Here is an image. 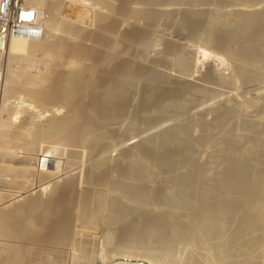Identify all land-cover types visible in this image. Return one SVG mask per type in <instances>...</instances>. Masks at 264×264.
Here are the masks:
<instances>
[{
	"label": "bare ground",
	"instance_id": "1",
	"mask_svg": "<svg viewBox=\"0 0 264 264\" xmlns=\"http://www.w3.org/2000/svg\"><path fill=\"white\" fill-rule=\"evenodd\" d=\"M24 1L32 5L31 8H34L36 11L38 22L40 24L41 21L43 22V36L40 40H32L24 34L11 35L4 47L5 49L0 53V60L2 56L6 55L8 61H17V59H19L17 56L22 55L23 59L27 61L30 59L32 62V60L35 61L36 59L31 58L38 54L41 60L46 62H44V65L47 66L46 70L44 71L43 69V72H40V74L27 75V73L31 71L25 73L26 75L23 77L24 81L20 80L22 77L18 75L19 73L15 75H18L20 78L14 76L13 72H11L13 75L9 72L7 77V73H4L6 78L4 90L9 94L13 93L11 95L14 96V94H16V92L18 94L20 92H18V90L22 88L23 92H21V94L24 93L23 97H25V99H22L21 95V103L25 100H29L27 102L31 101L33 104L34 101V103H37L36 105L40 104L41 106L51 105L52 107V105L58 104L55 110H51L52 114L59 109V106L60 108L62 106V109L66 107L67 111L61 114V116H57L60 112L57 115L51 114L52 117H47L46 121H41L43 118H41V120L39 118V120H34V117L31 116L32 113L29 112L31 114L24 117V121L21 120L23 119L21 117V124H15L17 122L14 123L17 119L16 114H20V101V105L18 104L19 108L17 109H14L15 106L13 107L11 102V108L14 109L12 112L8 106V108L4 106V103H6V100L3 99L5 92L2 93L4 95L2 98L4 102L2 106L0 105V108L2 107L0 111V171L5 173L11 172V175H13L12 172H14L19 176L21 174L23 178H25L23 179L24 181L18 178V180L23 182L22 184L20 181H18L20 182L18 183L19 185L13 183L17 185V189H13L14 187L10 189L13 184L8 185L9 181L4 178L6 181V186L4 187L8 185L9 189L6 190V188H4L6 192L0 193H3L0 197V236H11L27 240L37 239L35 241L44 240V242H51V244L55 243V245L59 242L58 244L63 245L67 237L71 236L67 228H71V225L74 223L73 221H75L73 218L82 221L79 222L80 226L82 224L83 226L84 224L88 225L85 227L93 225L95 227L97 226V229L98 226L100 227L103 225V228L115 229L118 228L117 223L125 219L127 213H130L131 208L135 207L130 205L133 201H131V203L128 202L130 198L137 199V203L138 200L150 201L149 203L156 200L159 207L161 205H159V203L161 202L162 204H173L174 209H167L166 212L163 210V212H158L159 210L157 209L154 210L155 212L145 211L143 213L139 211L140 214L143 213L140 218L136 220L132 219V221L126 222L123 227L121 226L119 230L125 228L124 234H122L124 236L123 238L119 236L118 239L125 238V245H127L128 248L140 247V249L142 248V251H145L149 256L156 257V260L159 257L162 259L164 252L160 256L159 253H156V251L153 252L154 250L151 251L149 248L150 245L147 239L148 236H153L158 244V248L159 246H163L164 248L168 242L171 244L170 241L176 242V240L184 242L185 245L187 244V247H190V251H187L188 254L185 252L187 254L185 264H208L209 259L206 257L208 256V246H211L209 248L213 249V256L220 264H264V262L260 261L261 258H259L260 250L258 249L259 253H257L258 250L256 252L259 246V240L261 243L263 240H261V238H264V5L263 7L262 5L259 7L256 5L261 0H122L120 3L121 5L119 6L117 3L118 5L115 7L114 3L116 0H114V3L113 0H93L95 3L92 5L91 2V6L86 5V2L80 3V0H69L67 6V3H65L66 1L64 2L62 0ZM87 1L90 2V0ZM177 4L186 6L183 11L180 10L181 13L178 12L181 16H178L179 18L177 17V20L176 18L174 19L175 24L180 28L181 34L182 31L184 33L185 30L187 31L186 34H188L187 36L189 39L190 37L197 40L199 39L207 48H217L216 50L219 49L223 51V54H227V58L229 55L230 58H233V61L235 60V72H233L235 73L236 79L243 80L247 86L251 85L255 86V88L257 87L259 92L256 93L254 95L255 98L250 101H247L248 98L245 100L246 102L243 101L244 103L242 102V104L236 103V105L239 104V106L237 105V109L232 107L235 104L228 107L227 105L229 103L231 104V102L228 103V100L225 99L228 104L226 103L227 105H223L227 107H220L218 110L217 107H215L217 110L216 118H214L213 115L211 120H213V118L214 120L212 122H207V120L203 121L202 125L205 127H203V131L205 130V132H203L201 136L199 135L198 138L192 139L188 136L185 137L187 135V133L184 135L185 131L190 132L189 126H191H188L187 120V124L186 122L182 124L181 122L183 121H181V124H179L180 126L177 124V127L169 125L170 127L165 128V126H163L164 128H162V126H159L161 129L157 128L159 130L155 133L152 131L153 134H147L146 131V137H140L143 141L140 140V144H133L131 143L132 141H130V137L136 134V131L134 133V127L132 126L137 125L139 120L142 121L141 124L145 126L148 125L151 129L152 126L150 124L157 119L158 115H164L166 112L169 113L170 107H184L185 102L188 101L187 99L189 97L191 99L194 94L201 99H206L207 97H212V101H216L217 99L216 92L208 91L206 88H202V85L201 87L196 86L193 82H189L188 79L185 81L181 79V81H179L180 78L177 80L178 77H172L177 80H172L174 81L172 82V78L170 79V77L168 78L164 73L162 74L157 71V69L154 68L156 64L153 63L155 66H151L150 68H146V65L145 67L144 65L140 66L143 68L136 67L137 70H139L137 74H140L147 80L144 84L146 85L144 91L145 95L143 99H141L142 102L139 104L140 107L138 106L139 109L135 111L131 106L133 113L131 110L128 112V95L131 90H134L132 87L136 80V69L133 68L136 65L134 62L137 63V60L134 61L132 55L142 54L145 48H148L154 43L156 44V41L159 43V38L155 30L161 22L169 21L176 15L178 11H176V9L179 8L176 6ZM202 5H206L205 9L202 8ZM255 6L258 8H254ZM116 7H118V10ZM175 7L178 8L175 9ZM63 8L70 17L65 16L66 18H61L60 15L58 18L57 14H60ZM113 10H116V13H113ZM46 12L48 13L47 15L45 14ZM174 13L175 15L173 16ZM109 15H113L111 18L113 19V25H115L114 31H112L113 29L107 28L108 26L105 27L107 23L104 26L101 25L107 20ZM108 19L110 20V17ZM173 21L171 20L170 22ZM109 29L111 30L109 32H112L110 37H108L109 35L107 34ZM161 38L163 39V37ZM166 41L167 40H165V42ZM160 42L163 43L164 41L162 40ZM181 42L178 43L174 41L169 44L165 43L167 45H165V47L168 49H166V51H170L174 54L175 58L173 61L176 68L183 72L189 69L191 57L194 58V55L191 56L189 50L186 52L185 50L187 49L183 47L185 42L183 45V42ZM211 50L213 49L211 48ZM15 58L17 59L14 60ZM63 58H65V62ZM146 60L148 62L149 58H145L144 61ZM27 61H25L26 65ZM60 61L62 63L64 62L63 65H65V63L67 64V67L62 65L65 68L64 70L55 68V66L60 67L58 64ZM158 62L159 61H157V63ZM139 63L140 62H138V64ZM24 67L26 66L24 65L22 68ZM22 70L26 71L25 69ZM216 71L217 70H215V72ZM212 75L209 76L208 74L209 79ZM218 75L217 73L216 78ZM212 77L215 78V76ZM0 79L2 80L3 78ZM220 79L221 78H219V80ZM241 80L239 81L241 82ZM20 81L22 83H20ZM224 81L227 80L224 79ZM224 83L225 82H221L220 84ZM217 84H219V82ZM236 86L237 85L234 87ZM242 86H245L244 83ZM251 86L249 87L250 89ZM231 87H233V85ZM3 88H1V90ZM17 88L19 89L17 90ZM255 88H253V90ZM240 89H243V87ZM218 90L217 92H219ZM14 91L16 92L14 93ZM249 91L247 90L248 93ZM190 93L193 95H188ZM17 102L16 100V103ZM192 104L194 103H188L187 105L191 106ZM18 105L16 104V106ZM41 108L39 110H41ZM134 108H136V106ZM177 108H175V110ZM24 110L23 113L27 109ZM210 110L212 111V108ZM35 111L34 113L37 114ZM172 111L171 109V112ZM44 112L42 114H44ZM26 113L25 115L28 114ZM166 114L165 116L168 117L169 115ZM201 114L204 115V113ZM127 115L130 117L128 126L131 125V128H133L131 129L133 134L131 133L130 135L128 133L130 131L128 130L129 127H125L127 132L126 130L124 132H126V135L127 133L130 135L129 138H126H128L127 141L130 139L129 141L131 144L129 143V146L126 147L124 151L121 150V152H123L121 154L119 153L116 158V155L114 157L112 156L111 162L114 158L115 159L112 164H108L110 163V156L113 155L114 152H118L117 149L120 146L123 145L124 147L126 145H120L118 141H121L124 136L118 140L116 128L114 129L112 125H115V123L121 125L122 122L120 123L117 121ZM169 117H171V115ZM204 117L207 118V116H203L202 118ZM125 120L126 122L123 121L127 123L129 119L127 120L125 118ZM197 120L199 121L198 118ZM189 121L191 122V120ZM111 123L113 124L111 125ZM193 123L195 125L194 121ZM140 125L138 124V127ZM222 125H227V127L225 128L223 126L222 128ZM142 126L143 125L140 127ZM217 126H220L218 132L214 130V127L217 128ZM144 127L143 130L145 129ZM154 128L152 130H154ZM157 129H155V131ZM140 130L141 129H139L137 133H141L142 131ZM191 134L189 133V135ZM216 135H218L219 139L217 138L215 141L213 139ZM125 139H122L121 143L123 140L126 142ZM47 140H51L53 145L54 142L59 143L60 146L61 143L73 144L76 148L73 147L72 150L70 147L69 149L72 150V152H70L74 156H76V154L80 155L81 153L83 155L85 148L84 150L81 148L87 147L86 151H88V153L86 152L84 155L86 156L84 160V170L81 168L83 171L78 173L76 169H80L79 166L76 165L72 168L70 167L71 165L68 166L71 168L70 171H75L74 176L72 175L73 183L79 186L84 183L86 187L85 192L82 190L84 195L83 193L81 194V191V197L79 196L80 194H77L80 197V201L75 204V207L71 204L72 191L68 189L70 186H66V184L65 186L67 188L60 191L57 190L59 185L56 188L52 185L55 191L52 198H49V196L52 195H44L48 198L43 199L39 193H37L36 196L34 195L35 197H31L32 194H30L31 196L28 195V192L32 188H36L39 192L47 188L48 182L51 179L43 181V179H41L43 174L47 173L48 175L53 173L55 175L59 168L61 169L59 165L61 160L59 161L53 158V153L57 150V147L53 145L46 147L43 145V142ZM116 140L117 144L120 146L118 148L116 147V151L114 150V152H111L110 156H108L109 150L111 151L114 149ZM211 140L215 142L219 140L220 145H217L218 149L215 145L214 147L217 149L216 152L213 154L210 153L211 156L213 155L212 159L207 157L209 160L198 162L197 159L199 155L195 157L193 154L195 151L194 148L196 149L197 147L194 145L197 143V145H205ZM211 143L210 146L216 144L214 143L211 145ZM71 144L68 145L71 146ZM15 146H18V148L21 146L22 149L24 148V152L20 153L22 154L20 155L18 154L19 152L17 153L16 151L13 155L15 160L7 159L8 156H12L10 155L12 154L10 148ZM210 148H208L209 151ZM59 149H61V147ZM67 153L69 155V152ZM57 154L56 156L58 157L59 155ZM62 156L59 157L62 159ZM80 157L78 158L80 159ZM200 159L202 158L200 157ZM71 164L74 166L76 162H72ZM51 169H54V171H51ZM68 169L69 168H67V171ZM66 172H64V174ZM70 173H72V171ZM34 174L36 176V181L34 177H28ZM47 175L46 177L49 178L50 175ZM54 175L53 177H55ZM61 178L63 179V176ZM158 178L161 179V181L172 180L177 183V187L173 185L175 188H166L167 186L165 187L162 183L158 186H153V181ZM15 179L17 178L15 177ZM15 179H12L13 182ZM4 180H1L2 184L0 186L4 185ZM52 182L50 184H54V182ZM56 183H59V181H56ZM59 184L61 185V182ZM33 193H35V191ZM56 194H58L57 198L54 197ZM73 196H75V194ZM21 197H23V200H21ZM77 197L75 196L73 198L77 199ZM125 197H127L128 200ZM73 198L72 200L75 201ZM14 199L16 200L13 201ZM182 206L188 207L191 211L189 215L187 214L188 216L185 215V211L181 209ZM160 208L164 209L162 207ZM149 209L151 211V207H149ZM138 210L139 209H137V211ZM71 212L74 217L71 216ZM137 213L134 214L137 216ZM71 218L73 220L72 222L70 221ZM53 220L54 224L51 226L52 228H50L49 223H53ZM70 222L72 223L71 225ZM121 223H123V221ZM42 228H50L51 231H54L53 229L55 228L62 229L60 232L58 231V233H51L49 230L50 233L45 235L40 232ZM199 228H204L202 230L200 229V232L204 230V235L201 238L203 240L199 239ZM81 229L80 231H82ZM86 229L82 232L89 230ZM45 232H48V230ZM111 236L110 232L106 235L108 239H110ZM82 237L83 236H81V238ZM90 237L87 239L90 240ZM77 238L78 237H76V240ZM154 238L152 240H154ZM8 239L13 240L14 238ZM78 240L77 242L79 245L85 243V241L81 243ZM88 241H86V243ZM77 242L75 244H77ZM8 243L0 242V264H61L62 262H59L57 259L56 261H49L54 258L49 259L48 253L46 254V252L43 256L37 255L30 246H20L19 243L17 245ZM35 243L38 244V242ZM92 243H94V241ZM84 246L88 249L89 245ZM76 247L78 249L81 248L75 245V249ZM93 247L96 249L97 246ZM178 247L182 248L181 246ZM44 248H42V250L45 251ZM182 250L179 252L181 253ZM91 251L93 252L95 250L92 249ZM85 252L86 250L77 253V256H75L76 258H73L74 260L71 261L72 264L75 262L78 264H92L95 262L93 260L96 254L94 253V257L92 252L90 253L93 255L88 251V253ZM82 253L85 254L83 255ZM146 253L144 255H146ZM261 253L262 255L264 254L263 250ZM73 254L74 252L72 255ZM50 255L52 256V253ZM74 255L72 257H74ZM144 257L147 258V256ZM180 257L181 256H179V259ZM46 258L48 259L46 260ZM166 258L168 257H165V260ZM152 259L154 260V258ZM152 259L150 260L153 262ZM162 260L161 262L160 260L157 261H159L160 264L164 262V259ZM175 261L177 264V260ZM179 261L180 260H178V262ZM152 262L151 264H154V262ZM211 264H213V262Z\"/></svg>",
	"mask_w": 264,
	"mask_h": 264
},
{
	"label": "rangeland",
	"instance_id": "2",
	"mask_svg": "<svg viewBox=\"0 0 264 264\" xmlns=\"http://www.w3.org/2000/svg\"><path fill=\"white\" fill-rule=\"evenodd\" d=\"M62 1H66L65 3H67L66 4V6L69 4V0H62ZM79 1V0H78ZM117 1H119V0H116L115 1V3H116V5H115V3H114V0H113V3H114V7L115 6H117L118 4H119V6L121 5L120 3L122 2V0H120L119 2H117ZM80 3H85L86 2V5H90L91 6V2H92V5H93V3H95L93 0H90V2H88L87 0H80L79 1ZM26 3V2H25ZM89 3V4H88ZM118 3V4H117ZM27 4V3H26ZM259 4V5H258ZM28 5L29 6H32V5H30L29 3H28ZM95 5H100V4H95ZM258 7L260 6V5H262V7H263V5H264V0L262 1H260V2H258L257 4H256ZM118 6V7H119ZM176 6H178V7H175V9L176 8H178V9H176V11H177V13H176V15H175V13L173 14V16L174 17H172V21L176 18V20L179 18L178 16H181V14H179L178 12H180L181 13V11H183L185 8H186V6L185 5H182V4H177ZM257 6H255L254 8H256ZM118 7H116V9L118 8ZM205 7H206V5H202V8H204L205 9ZM249 7H252V6H249ZM257 7V8H258ZM115 9V8H114ZM118 10V9H117ZM181 10V11H180ZM115 11V12H114ZM62 13V14H61ZM113 13H116V10H113ZM46 15L48 14L47 12L45 13ZM58 15V18L60 17V15H61V18H66L65 16H67V17H70L69 16V14L66 12V10L63 8V10H61L60 11V14L58 13L57 14ZM110 17V20L108 19ZM111 17H113V15L111 16V15H109L108 17H107V20L106 21H104V23L103 24H101V25H105L106 23V26L105 27H107V28H110L112 31H114L115 30V25H113V19L111 18ZM178 17V18H177ZM171 20H169V21H163V23L161 22L158 26H157V28H156V30H155V33L157 34V36H158V38H159V40H158V42L159 43H157V41H156V44L154 43V44H152V45H150L148 48H145V50L143 51V53L142 54H131L132 56H133V59H134V61H136L137 60V63L136 62H134L136 65L134 66V68L133 69H136L135 70V74H136V80L138 81H136L135 80V83H134V86L132 87L134 90H131V92L129 93V95H128V112H130V110H131V112L133 113V110H138L139 109V107H140V105L139 104H141V102H142V100L141 99H143V96L145 95V89H146V85H144L145 84V82H147V80H146V78L145 77H143V76H141L140 74V76L137 74V73H139V70H137V68L136 67H140V66H143L144 65V67H145V65H146V68H150L151 66L152 67H154L155 65H153V63L154 64H156V66L154 67L155 69H157V71H159V72H161L162 74L164 73V75L165 76H168V78L170 77V79L172 78V77H178L177 78V80L180 78V80L179 81H181V79H182V81H185L186 79H188L189 80V82H193V84L195 85L196 84V86H199V87H201V85H202V88H206V90H208V91H214V92H216L217 93V96H219V97H217L216 96V101H212L213 100V98L212 97H207L206 99L205 98H203V99H201V98H198L197 96H195L196 94H194V96H192L191 97V99H190V97L187 99L188 101L187 102H185V104H184V107H181L182 109H184V110H182L181 108H177V107H170L173 111L171 112V109H169V113L168 112H166L169 116L171 115V117H167V116H165V114L163 115H158V117H157V119H155L150 125L154 128V127H156V128H154V130H152L153 128L151 127V129H150V126H145L144 124H141L142 123V121L141 120H139L138 121V124L140 125H143L142 127H138V124L137 125H133L132 127H134V129L133 128H131V125H129L128 126V122L130 121V117L127 115V116H124V118H122V119H120V120H118L117 122H122L121 123V125H119V123H115V125H112L113 123H111V125L113 126V128L115 129L116 128V133L118 134V140H120L123 136H124V138H122V139H125L126 137H130V135H131V133L133 134V131H134V133H135V131H136V134H134V135H132L131 137H130V141H132L131 143H135V144H137V143H139L140 144V140H142L143 141V137L145 138L146 136H145V134H146V131H147V134H153V133H155V132H157L159 129H161V128H159V126L161 127L162 126V128H164L163 126H165V128L166 127H170L169 125H171L172 127H177L179 124H184L185 122H186V124H187V120H188V126L189 125H191V126H189V128H190V132H187V131H185V134L184 135H186V133H187V135L185 136V137H191L192 139H195V138H198L199 137V135L201 136L202 134H203V132H205V130L203 131V127H204V125H202L203 124V121H206L207 120V122H212L213 120H214V118H216V113H217V110L221 107H229L230 105L232 106V104H235V105H233L232 107L233 108H235V109H237V107L239 106V104H237L236 105V103H240V104H242V102L244 101V102H246L245 100L246 99H248L247 101H250V100H252L253 98H255V94L256 93H258L259 91H258V88H257V90H256V88H255V86H251V85H249V86H247L246 84H245V82L243 81V80H241V79H239V80H241V82L239 81V80H237L236 79V77H235V71H234V69H235V60L233 61V58H230V56L228 55V58H227V54H225V56H224V54H223V51H220L219 49V51L218 50H216L214 47H206V46H204V44L202 43V42H200V40L198 39H193V38H191L190 37V39L188 38V34H186L187 33V31H185L184 30V33H183V31H182V34H181V31H180V28L179 27H177V25L175 24V20L173 21V22H170ZM111 21V22H110ZM41 24H43V22L41 21ZM114 24H115V21H114ZM111 25V26H110ZM114 27V28H113ZM108 30V32H107V34L109 35L108 37H110L111 35H112V32H109V31H111V30ZM179 31V32H178ZM111 34V35H110ZM42 36H43V32H42ZM163 37V39L161 38V37ZM164 41L165 42V40H167L165 43L166 44H169V43H173L174 41H177L178 43H180L181 41L183 42H181L182 43V45L184 44V42H185V44L183 45V47H184V49H187V50H185L186 52H188V50H189V53L191 54V56H193L194 55V58L193 57H191V62H192V65H191V62H190V67H189V69L188 70H185V71H181V70H179V69H177L176 68V66H175V64H174V58H175V56H174V54L172 53V52H168V51H166V49H167V47H165V43L163 42V43H161L160 41ZM171 41H173V42H171ZM176 43V42H175ZM203 45V46H202ZM167 46V45H166ZM211 48L213 49V50H211ZM168 50V49H167ZM191 50V51H190ZM194 52V53H193ZM206 53V54H205ZM209 54V55H208ZM36 55H38V54H36ZM36 55H34V57L33 58H31V59H36L35 61L34 60H32V62H31V60L29 59L28 61L26 60V59H23V57H22V55H19V56H17L19 59H17V58H15L14 60H16L17 59V61H8L7 60V56L6 55H4V56H2L1 57V65H0V67H1V71H0V78H3L2 80L0 79V95L2 94V93H4V95L2 94L0 97V105L2 106L3 104V102H4V100H6V103H4V106H8L11 110H12V112L14 111V109H17V108H19V105H20V114H16L17 115V119L14 121V123L15 124H21L22 122H21V120L22 121H24V117H27L29 114H31L32 113V115L31 116H33L34 117V120L36 119V120H41V118H43L41 121H46L47 120V117L48 118H50V117H52V115H57V114H59V112H60V114L59 115H57V116H61V114H64V113H66L65 111H67L66 110V107H64V109H62V106H61V108H60V106H59V109L58 110H56V112H53L54 114H52V111L53 110H55L56 109V107H58L57 105L58 104H56V105H52V107H51V105L50 106H44V105H40V104H38V105H36L37 103L35 102L34 103V101H33V104H32V102L30 103V102H27V101H29V100H25L23 103H21V101H22V99H25V97H23L24 96V93H22L21 94V92H23V90H22V88H21V84H20V88L21 89H19V88H17V90H18V94H17V90L16 91H14V93L16 92V94H14V96L13 95H11V94H13V93H11V94H9V93H7L4 89H5V82H6V78H5V74L4 73H7L6 74V77H7V75L9 74V72H10V74H12L11 72H13V74H14V76H16L15 74H17V73H19L18 75L19 76H21L22 77V79L17 75L16 77H19L20 78V80L21 81H24V79H23V77H25V73H27V72H30V73H27V75H36V74H40V72L42 73L43 71V69H44V71L46 70V66L44 65L46 62L44 61V60H41V57H39L40 55H38V56H36ZM138 55V56H137ZM146 55V56H145ZM164 55V56H163ZM140 56V57H139ZM142 56H144V57H142ZM21 57V58H20ZM135 57H136V59H135ZM39 58V59H38ZM143 58V59H142ZM145 58L146 59H148L149 58V61L147 62V60L146 61H144L145 60ZM159 58V59H158ZM161 58V59H160ZM21 59V60H20ZM38 59V60H37ZM138 59H139V61H138ZM141 59H142V61H141ZM158 59V60H157ZM193 59V60H192ZM232 59V60H231ZM24 60V61H23ZM41 60V61H40ZM21 61H23V62H21ZM25 61H27V65H26V62ZM30 61V62H29ZM39 61V62H38ZM63 61L65 62V58H63ZM157 61H159L158 63H157ZM34 62V63H33ZM45 62V63H44ZM64 62L62 63L61 61L58 63L59 65H60V67H56L55 66V68H59L58 70H64L65 68L64 67H67L66 65V63H65V65H63L64 64ZM138 62H140L139 64H138ZM144 62H145V64H144ZM152 62V63H151ZM29 63V64H28ZM30 63H31V65H30ZM151 63V64H150ZM58 64H56L57 66H59ZM150 64V65H149ZM26 66V67H24V68H22L23 66ZM64 67H63V66ZM149 65V66H148ZM21 68H20V67ZM148 66V67H147ZM63 67V68H62ZM214 67V68H213ZM10 68V69H9ZM140 68H143V67H140ZM139 68V69H140ZM14 69V70H13ZM22 69H25L26 71H24V70H22ZM28 69V70H27ZM211 69V70H210ZM7 70H8V72H7ZM213 70V71H212ZM215 70H217L216 72H215ZM15 71V72H14ZM138 71V72H137ZM187 71V72H186ZM234 71V72H233ZM211 74H210V73ZM209 74V76L210 75H212V76H215V78H216V75H217V73L219 74L218 76H217V78L215 79V78H213L212 76L210 77V79H209V76H208V74ZM234 73V74H233ZM12 74V75H13ZM207 74V75H206ZM216 74V75H215ZM205 75V76H204ZM222 76V77H221ZM232 76V77H231ZM182 77V78H181ZM208 77V78H207ZM234 77V78H233ZM184 78V79H183ZM204 78H206V79H204ZM212 78V79H211ZM219 78H221L220 80H219ZM223 78V79H222ZM233 78V79H232ZM138 79H143V80H138ZM146 81H145V80ZM170 79H169V82H170ZM214 79V80H213ZM219 81H218V80ZM224 79L225 80H227V81H224ZM235 79H236V82H235ZM3 80H5V81H3ZM172 80H175V81H177L175 78H172L171 79V81ZM211 80V81H210ZM222 80V81H221ZM2 81V82H1ZM20 81V83H22ZM144 81V82H143ZM213 81V82H212ZM215 81H217V82H215ZM223 83V82H225L224 84H220L221 82ZM242 81H243V83H244V85L245 86H242ZM4 82V83H3ZM172 82H174V81H172ZM219 82V84H217ZM233 82H235V83H233ZM137 83V84H136ZM166 83V82H165ZM238 83V84H237ZM242 83V84H241ZM3 84V85H2ZM147 84V83H146ZM230 84H231V86L233 85V87H231L230 86ZM241 84V85H240ZM166 85V84H165ZM235 85H237L236 87H237V89H236V87H234ZM239 85V86H238ZM204 86V87H203ZM209 86H211V87H209ZM251 86V89L249 88ZM4 87V88H3ZM243 87V89H240V88H242ZM244 87H248L247 88V90L249 91V93L247 92V90L245 91V89L246 88H244ZM255 88L254 90H253V88ZM1 88H3L2 90H1ZM212 88V89H211ZM214 88V89H213ZM216 89V90H215ZM219 89V90H218ZM217 90L219 91V92H217ZM221 90V91H220ZM252 90H253V92H252ZM257 91V92H256ZM247 92V93H246ZM252 92V93H251ZM255 92V93H254ZM7 93V94H6ZM144 93V94H143ZM254 93V94H253ZM130 94H132V95H130ZM252 94V95H251ZM11 97V99L13 100H11L10 99V97ZM21 95H22V97H21ZM188 95H193V94H188ZM3 96H4V98H3ZM129 96H131V97H129ZM222 96V97H221ZM253 96V97H252ZM20 97L22 98L21 100H20ZM195 97V98H194ZM4 100H3V99ZM9 100H7V99ZM19 98V99H18ZM129 98H130V100H129ZM199 99H200V101H199ZM209 99V100H208ZM210 99H211V101H210ZM225 99H227L228 100V103L229 102H231V104L229 103H227V100H225ZM1 100H3V101H1ZM16 100L18 101L17 103H16ZM214 100H215V97H214ZM218 100V101H217ZM221 100V101H220ZM225 100V101H224ZM8 101V102H7ZM19 101H20V104H19ZM190 101H192L194 104H192L191 106L190 105H187L188 103H192V102H190ZM195 101H197V102H195ZM199 101V102H198ZM205 101V102H204ZM238 101V102H237ZM241 101V102H240ZM11 102H12V105H13V107H14V109L13 108H11L12 107V105H10L11 104ZM15 103V105H14V103ZM131 102V103H130ZM203 102V103H202ZM219 102V103H218ZM223 102V103H222ZM225 102V103H224ZM243 102V103H244ZM27 103V104H26ZM30 103V104H29ZM187 103V104H186ZM222 104V106H221V104ZM228 105H227V104ZM9 104V105H8ZM16 104L18 105V106H16ZM218 104H219V106H218ZM223 104H225V105H227V106H225V105H223ZM24 105V106H23ZM27 105H28V108H27ZM29 105H31V106H29ZM33 105V106H32ZM40 105V106H39ZM185 105H187V106H185ZM3 106V107H4ZM37 106V107H36ZM131 106H132V108H133V110H132V108H131ZM136 106V108H134ZM139 106V107H138ZM230 106V107H231ZM236 106V107H235ZM5 107V108H6ZM7 107V108H8ZM23 107H24V109L26 110H24L23 109ZM35 107V108H34ZM42 107V108H41ZM45 107H46V109H45ZM47 107H51V108H47ZM186 107V108H185ZM187 107H188V109H187ZM215 107H217V110H216V108ZM2 108V107H1ZM1 108H0V111H1ZM41 108V110H39ZM174 108V109H173ZM175 108H177L176 110H175ZM212 108V111L210 110ZM214 108V109H213ZM25 111L24 113H23V110ZM31 109H32V111H31ZM43 109V110H42ZM50 109V110H49ZM10 110V111H11ZM30 110V111H29ZM35 110H37V111H35ZM48 110V111H47ZM52 110V111H51ZM179 110H180V112H179ZM214 110H216V111H214ZM34 111L35 112H37V114L36 113H34ZM40 111H42V112H40ZM45 111V112H44ZM51 111V112H50ZM175 111H176V113H175ZM178 111V112H177ZM184 111V112H183ZM28 114H27V113ZM29 112H31V113H29ZM39 112H40V114H39ZM44 112V114H42ZM49 112H50V114H49ZM58 112V113H57ZM183 112V113H182ZM212 112V113H211ZM23 115H22V114ZM25 113L27 114V115H25ZM56 113V114H55ZM171 113V114H170ZM172 113H175V114H172ZM201 113H204V115L203 114H201ZM213 113H215V114H213ZM6 114V113H5ZM48 114H49V116H48ZM52 114V115H51ZM166 114V115H167ZM206 114V115H205ZM3 115H4V113H3ZM11 115V114H10ZM22 115V116H21ZM25 115V116H24ZM34 115H36L37 116V118H36V116H34ZM42 115H43V117H42ZM51 115V116H50ZM197 115H198V117H197ZM200 115V116H199ZM213 115H214V118H213V120H211L212 119V117H213ZM5 116H7V115H5ZM13 116V115H12ZM19 116V117H18ZM41 116V117H40ZM46 116V117H45ZM162 116H165V117H162ZM203 116H207V118L206 117H204V118H202ZM21 117L23 118V119H21ZM45 117V118H44ZM128 117V118H127ZM194 117H196V118H194ZM200 117V118H199ZM39 118V119H38ZM125 118L128 120L127 121V123H125L126 122V120H125ZM197 118L199 119V121L197 120ZM21 119V120H20ZM196 121H195V120ZM209 119V120H208ZM125 122H124V121ZM189 120H191V122L189 121ZM195 122V125H194V123H193V121ZM181 121H183V122H181ZM200 121H202V122H200ZM181 122V123H180ZM196 122H197V125H196ZM199 122V123H198ZM130 123V122H129ZM192 123V124H191ZM124 126H123V125ZM125 124H127V125H125ZM178 124V125H177ZM202 126H200V125ZM110 125V126H111ZM117 125V126H116ZM119 125V126H118ZM111 126V127H112ZM145 126V127H144ZM180 126V125H179ZM194 126V127H193ZM196 126V127H195ZM223 126L226 128L227 127V125L225 126V125H222L221 127L223 128ZM118 127V128H117ZM127 127H129L128 128V130H130V131H132L131 129H133V131L132 132H128L127 133V135H126V132H127V129L126 128ZM136 127H138V128H136ZM143 127L145 128V129H147V130H143ZM147 127V128H146ZM192 127H193V129H192ZM220 127V126H219ZM218 126H217V128H215L214 127V130L216 131V132H218V129H220ZM119 128H120V130H119ZM157 128H159V129H157ZM205 128V127H204ZM136 129V130H135ZM139 129H141L140 131H142L141 133H143V134H141V133H137L138 132V130ZM155 129H157L156 131H155ZM193 130V132L195 133H193L192 132V130ZM201 129H202V131H201ZM126 130V132H124ZM118 131V132H117ZM152 131H153V133H152ZM120 132V133H119ZM149 132H151V133H149ZM191 132H192V134H191ZM199 132V133H198ZM200 132H201V134H200ZM122 133H124V134H122ZM189 133L191 134V135H189ZM197 133V134H196ZM120 134V135H119ZM138 134V135H137ZM141 134V135H140ZM146 134V135H147ZM129 135V136H128ZM143 136V137H142ZM195 136H197V137H195ZM217 136V137H216ZM215 137H214V139L213 140H217V138L219 139V137H218V135H216ZM120 137V138H119ZM140 137H142V138H140ZM128 138H126L125 140H126V142L123 140V142L121 143V141H122V139H121V141H118L119 143H120V145H122V144H126L124 147H123V145L122 146H120L119 144H117V140L115 141L116 143H114V149H112L111 151L109 150V154H108V156H110V153L111 152H114V150L116 151V149L119 147V148H122V149H117V151L118 152H114V154L113 155H111L110 156V163H108V164H112L113 163V161H114V159L117 157V155H119V153L121 154L124 150H125V148L126 147H128L129 146V143H130V141L128 140L127 141V139ZM216 138V139H215ZM213 140H211V141H208L205 145L204 144H200V145H194V146H197L196 147V149L194 148V155H195V157H197V155H199L198 156V159H197V161L199 162H203V161H206V160H209L210 158L212 159V156H211V154L210 153H215L216 152V150L218 149V146L220 145L219 144V140L217 141V142H215V141H213ZM141 141V142H142ZM46 142H48V143H46ZM50 142H51V144H50ZM212 142V143H211ZM44 143H46V144H48V145H46V144H44ZM130 143V144H131ZM210 143H211V145L212 144H214V143H216V144H214V145H212V146H210ZM59 146H58V145ZM68 144H71V143H68ZM68 144H66V143H61V146H60V144L59 143H56V142H54V145H53V142L51 141V140H47V141H44L43 142V145H45L46 147L47 146H49V145H53V146H55V147H57L56 149V151L53 153V158H55L56 160H61L60 162V167H61V169L59 168V170L57 171V173L54 175L53 173H50V174H48L47 175V173H45V174H43L42 176H41V179H43V181L45 180V181H47V180H49V179H51L50 181L52 182L53 180V182H54V184H50L51 182L49 181L48 183V186H47V188L43 191H40L39 192V190H37L36 188L34 189V188H32L29 192H28V195H30V194H32V196L31 197H35L36 195H37V193H39L40 195H41V197L43 198V199H47L46 198V196H48V195H52V196H49V198H52L53 197V194H54V187L56 188V187H58V185H59V188L57 189V190H62V189H64V188H67L66 186H70L68 189H70L71 191H72V198L73 197H77L79 194H80V191H81V194L83 193V191L82 190H84V192L86 191L85 189H86V187L84 186L85 184L83 183L82 185H78V184H75V183H73V178H72V175L74 176V174H75V171H73V170H71L72 171V173H70L71 171H70V169L72 168V167H75L76 165L77 166H79L80 167V169L79 168H77L76 169V172H78V173H81L83 170H84V167H85V162H84V160H85V157L86 156H84L85 154H86V152L88 153V151H86V149H87V147H82L81 149H83L84 150V148H85V152H84V154L82 155V153L79 155V154H76V156H74V155H72V150H73V147H74V145L73 144H71V146L70 145H68ZM116 144V145H115ZM132 144V145H133ZM208 144H209V146H208ZM64 145H68V146H64ZM73 145V146H72ZM203 145V146H202ZM216 145V147H217V149L214 147ZM218 145V146H217ZM44 146V147H45ZM198 146H200V147H198ZM205 146V147H204ZM208 146V147H207ZM61 147V149H59ZM65 147H67V148H65ZM71 147V149H69ZM117 147V148H116ZM207 147V148H206ZM210 147H212V148H210ZM15 148V149H14ZM17 148H18V146H15V147H11L10 149L12 150V154H10V155H12V156H8V158L7 159H9V160H15V157L13 158V155L16 153V151H17V153L18 154H20V153H23L24 151H23V149L21 148V146H20V148H18V150H17ZM65 148V149H64ZM74 148H76V147H74ZM208 148H210V151H209V149ZM215 148V149H214ZM13 149H14V152H13ZM21 150V151H20ZM66 150V151H65ZM68 150V151H67ZM121 150H123L122 152H121ZM197 150H198V152H197ZM208 150V151H207ZM63 151H64V153H63ZM71 151V152H70ZM120 151V152H119ZM59 152H61V153H59ZM67 152H69V155H68V153ZM195 152H196V154H195ZM58 153V154H57ZM62 153H63V156H62ZM206 153H207V155H206ZM56 154L57 155H59V156H62V159L58 156H56ZM20 155H22V154H20ZM66 155V156H65ZM72 155V156H71ZM116 155V156H115ZM202 155V156H201ZM69 156V157H68ZM74 156V157H73ZM80 156H82V157H80ZM114 157L115 156V158L113 159V161L111 162V157ZM203 156H204V158H203ZM71 157V158H70ZM78 157H80V159L78 158ZM84 157V158H83ZM112 157V158H113ZM200 157L202 158V159H200ZM209 159H208V158ZM58 158V159H57ZM207 158V159H206ZM76 161H75V160ZM70 161V162H67V161ZM73 160V161H72ZM202 160V161H201ZM62 161H63V163H62ZM79 163H78V162ZM74 163V162H76V164L73 166L71 163ZM64 163H66L67 164V166H66V164H64ZM68 163H70V164H68ZM79 164V165H78ZM82 164V165H81ZM32 165H34V164H32ZM65 165V166H64ZM69 165H71L70 167H68ZM84 165V166H83ZM82 166V167H81ZM64 167V168H63ZM66 168V169H65ZM67 168H69L68 169V171H67ZM81 168L83 169V170H81ZM67 172H66V171ZM51 171H54V169H51ZM63 173H62V172ZM70 171V172H69ZM64 172H66L65 174H64ZM69 172V176L67 175V173ZM4 173V174H3ZM11 173V172H10ZM10 173H5V172H3V171H0V177H1V180H4V178H5V180H7V181H9L8 183V185H11V184H13V183H17V185H19L18 183H20L21 181H24L23 179L25 178H23V176L20 174V176L17 174V173H14V172H12V174L13 175H11ZM7 174V175H6ZM14 174H15V176H14ZM56 177H60L59 179L57 178H55V177H53V175ZM64 174V175H63ZM71 174V175H70ZM10 175V176H9ZM19 177H18V176ZM46 175L47 176H49L50 175V177L49 178H47L46 177ZM59 175V176H58ZM13 176V177H12ZM52 176V177H51ZM63 176V179L61 178ZM9 177V178H8ZM15 177L17 178V179H15ZM29 178H31V177H36L35 176V174L34 175H30V176H28ZM47 178V179H44V178ZM65 177V178H64ZM70 177V178H69ZM3 178V179H2ZM15 179V181L13 182V180L12 179ZM18 178L21 180H18ZM56 179V180H55ZM62 181H61V180ZM67 179H69V180H67ZM1 180H0V182H1ZM3 181V184L4 185H2V186H0V193L1 192H6V190H8L9 189V186L7 185V187H4V186H6L5 184H6V181ZM11 180V181H10ZM18 181H20V182H18ZM35 181H36V178H35ZM56 181H59V183L61 182V185L59 184V183H56ZM158 181V182H157ZM164 181L165 180H163V181H161V179H155L154 181H153V186L155 185H160L161 183H162V185H165V187L166 188H175L174 186H176L177 187V183L176 182H174V181H170V180H168V181H165V183H164ZM5 182V183H4ZM52 182V183H53ZM72 182V183H71ZM166 182H167V185H166ZM170 182V183H169ZM174 184H173V183ZM23 182H21V184H22ZM157 183V184H156ZM171 183H172V185H171ZM2 184V182L0 183V185ZM20 184V185H21ZM56 184H57V186H56ZM65 184H66V186H65ZM69 184V185H68ZM70 184H72V185H70ZM73 184H74V186H73ZM15 184H13V186H11L10 187V189H12L13 187V189H17V185H15ZM45 185H47V184H45ZM50 185V186H49ZM54 187H53V186ZM174 185V186H173ZM52 186V187H51ZM64 186V187H63ZM78 186V187H77ZM16 187V188H15ZM62 187V188H61ZM71 187H72V189H71ZM4 188H6V190L4 189ZM52 188V189H51ZM76 188H78V189H76ZM83 188V189H82ZM33 189H34V191H35V193H33L34 191H33ZM5 190V191H4ZM73 190H74V192H73ZM76 190V191H75ZM37 191V192H36ZM48 191H50V192H48ZM48 192V193H47ZM77 192V193H76ZM45 193V194H44ZM50 193V194H49ZM75 194V196H73ZM78 194V195H77ZM81 194L79 195L80 197H81ZM3 195V193L2 194H0V197ZM35 195V196H34ZM44 195H46V196H44ZM57 195L58 194H56V195H54V197L55 198H57ZM83 195H84V193H83ZM23 196V195H22ZM39 196V195H38ZM78 196V197H79ZM24 197V196H23ZM23 197H21V200H23ZM45 197V198H44ZM77 197V199H75V198H73L75 201H73L72 200V198H71V204H72V206H74L75 207V204L78 202V201H80L79 199H80V197L78 198ZM127 200H128V198L127 197H125ZM16 199H14L13 201H15ZM136 200V201H135ZM13 201H11V202H13ZM18 201H20V200H18ZM131 201H133L132 203H131ZM142 201V202H141ZM128 202L129 203H131L130 205H132V206H135V207H133V208H131V211H130V213H127V215H126V217H125V219H123V220H120L117 224H118V228H110V229H108L107 227H104L103 228V225H101L100 227L98 226V228L96 229V227L95 226H93V225H90L89 227H85V226H88V225H85L84 224V226H83V224L80 226V223L79 222H82L81 220L79 221V219L77 220L76 218H73V220H77L78 221V223H77V221L75 222V221H73L72 220V218L70 219V221L72 222H74L73 224L70 222V225H71V228H67L69 231H68V233L69 234H71V236H68L67 237V239L65 240V242L63 243V242H60V243H63V245L62 244H56L55 245V243H52L51 244V242H44V240H38V241H35V240H37V239H32V240H27V239H24V238H21L22 239V241H21V239L19 238H17V237H11V236H0V242H4V243H8V244H10V243H12V244H20V246H30V248L34 251V253H36L37 255L39 254V255H44V253L46 252V254L48 253V258L49 259H52V258H54L53 260H49V261H56V259L57 260H59V262H61V264L63 263V264H72V260H74L76 257L75 256H77V253H80V252H84L85 250H86V252L85 253H90V252H92L91 250L93 249V250H95V251H93L92 253L94 254H96V257H95V254L93 255L92 253H90V254H92L95 258H94V260L93 261H95V262H93L92 264H151V260L150 259H152V258H154V260H153V262H154V264H159V261H157V260H160V262L161 261H163L162 259H164V264H176V261L175 260H177V264H185L186 263V261H185V258L187 257V254H188V252L187 251H190V247H187V244L185 245V243L184 242H182V241H179V240H176V242L174 241H170L171 242V244L168 242L165 246H164V248H163V246H159V248H158V244H157V242H156V240H155V238L153 237V236H148V244L150 245L149 246V248L151 249V251H153V252H155L156 251V253H159L160 254V256L163 254V252H164V255L162 256V259H161V257H159L157 260H156V257H153V256H151V258H150V256L145 252V251H142V248L140 249V247H135V248H128L127 247V245H125L126 243H125V238L124 239H122L123 238V236L124 235H122V234H124V229L125 228H122V229H120L119 230V228L122 226H124V224L126 223V222H129V221H132V219H138V218H140L141 216H142V214L145 212V211H147V212H155L154 210L155 209H157V210H159L158 212H166L167 211V209L168 210H171L172 208L174 209V207H173V204L172 205H170V204H165V203H159V201H158V203H159V205H160V207H162V208H164V209H166V210H164V209H161L159 206H158V204L156 203V200H153V202L151 201V203H152V205H151V203H149V202H147V201H143V200H138V203H137V199H134V198H130L129 200H128ZM133 203H134V205H133ZM137 203V204H136ZM140 203H142V204H147L146 206L145 205H142V204H140ZM154 203V204H153ZM149 205H151V206H149ZM154 205V206H153ZM138 206V207H137ZM151 207V211H150V209H149V207ZM140 207V208H139ZM146 207H148V208H146ZM158 207V208H157ZM139 209L138 211H137V209ZM143 210H142V209ZM154 208V209H153ZM135 209V210H134ZM141 209V210H140ZM148 209V210H147ZM181 209L183 210V211H185V215H189L190 214V210H189V208L187 207H185V206H182L181 207ZM180 209V210H181ZM156 210V211H157ZM163 210V211H162ZM181 210V211H182ZM138 213H137V212ZM143 212V213H141L140 214V212ZM188 211H189V213H188ZM72 213V212H71ZM132 213V214H131ZM137 213V216L135 215V214ZM75 214V213H74ZM129 214V215H128ZM131 215H132V217H131ZM135 216V218H134V216ZM140 215V216H139ZM187 215V216H188ZM72 217H74V215H73V213H72V215H71ZM127 216H129V217H127ZM123 221V223H121ZM134 221V220H133ZM51 223V222H50ZM49 223V227L50 228H52L51 226L54 224V220H53V223H51L50 224ZM182 223V222H181ZM76 224V225H75ZM80 227V228H79ZM83 227V228H82ZM94 227H95V229H94ZM103 228V230H102V228ZM47 229V228H42L41 230H40V232L42 233V234H48V233H50V231H51V229ZM82 228V229H81ZM87 228V229H86ZM101 228V229H100ZM56 229V230H55ZM55 229H53L54 231H51V233H54V232H56V233H58V231L60 232L61 231V229L62 228H60V229H57V228H55ZM70 229H71V231H70ZM80 229L82 230V231H84V229H86V230H88V231H86V232H82V231H80ZM105 229V230H104ZM108 229V230H107ZM200 229L202 230V229H204V228H199V233H198V236H199V239H201L202 237H203V235H204V230L203 231H201L200 232ZM46 230H48V232H45ZM50 230V231H49ZM44 231V232H43ZM104 231H106V232H104ZM72 232V233H71ZM90 232V233H89ZM110 232V234L112 235L111 236V238L110 239H108L107 237H106V235H107V233H109ZM112 232H114V233H112ZM117 233V235H116V233ZM81 233H82V235H81ZM85 234V235H84ZM106 234V235H105ZM78 235V236H77ZM80 235V236H79ZM87 235V236H86ZM105 237H104V236ZM81 236H83L82 238H81ZM91 236V237H90ZM114 236V237H113ZM121 237L122 236V238H119L118 239V237ZM14 238L13 240L12 239H8V238ZM76 237H78L77 238V240L79 239V238H81V239H79L78 241L79 242H84L85 241V243H80L81 245H79V243L77 242V240H76ZM84 237H85V239H84ZM88 237H90L91 239H92V241H91V239L89 240V239H87ZM115 237H116V239H115ZM2 238V239H1ZM106 238V239H105ZM154 238V240H152ZM84 239V240H83ZM104 239V240H103ZM112 239H114V240H112ZM263 239V240H262ZM2 240V241H1ZM20 240V241H19ZM24 240V241H23ZM69 240H71V241H69ZM76 240V241H75ZM83 240V241H82ZM89 240V241H88ZM106 240V241H105ZM109 240V241H108ZM119 240V241H118ZM121 240H122V242H121ZM152 240V241H151ZM201 240H203V239H201ZM261 240H262V242L260 243V240H259V246H261L262 244V246L260 247V248H258L257 247V249H256V252H257V250L259 249L260 250V256H259V258H261L260 259V261L261 262H264L263 260H264V254L262 255V250H263V252H264V248H263V246H264V238L262 237L261 238ZM16 241H17V243H16ZM19 241V242H18ZM27 241V242H26ZM33 241V242H32ZM40 241V242H39ZM42 241H43V243H42ZM74 241V242H73ZM86 241H88L87 243H86ZM91 241V242H90ZM94 241V243H92ZM109 242V244H108V242ZM35 242H38V244H36ZM77 242V244H75ZM96 242H97V244H96ZM104 242H105V244H104ZM173 242V243H172ZM28 245H27V244ZM45 243V244H44ZM47 243H49V244H47ZM74 243V244H73ZM90 243H92L93 244V246H97L96 247V249H94V247L92 246V244H90ZM113 243V244H112ZM51 244V245H50ZM54 244V245H53ZM96 244V245H95ZM157 245V247H156V245ZM170 244V245H169ZM180 244H182V245H180ZM31 245H33V246H31ZM75 245H77V246H79V247H81V248H77L76 247V249H75ZM84 245H86V246H88V249H87V247H85ZM152 245V246H151ZM169 245V246H168ZM177 245V246H176ZM184 245V246H183ZM34 246H37V247H39V248H37V247H34ZM54 246V247H53ZM86 248H84V247ZM178 246H183L182 248H183V250H182V248H179ZM33 247H34V249H33ZM45 247V248H44ZM53 247V248H52ZM91 247H92V249H91ZM152 247H153V249H152ZM155 247H156V249H155ZM162 247V248H161ZM175 247V248H174ZM209 247H211V246H208L207 247V251H208V256H206L209 260H208V264H211L212 262H213V264H220L215 258H214V254H213V249H211V248H209ZM42 248H44L45 249V251L44 250H42ZM48 248V249H47ZM117 248H119V249H117ZM166 248V249H165ZM180 250H182V252L180 253L179 251V249ZM262 248V249H261ZM78 249V250H77ZM84 249V250H83ZM91 249V250H90ZM126 251H125V250ZM158 249H160V250H158ZM173 249H175V250H173ZM47 250H48V252H47ZM58 250H59V252H58ZM75 250V251H74ZM82 250V251H81ZM102 250H103V252H102ZM119 250V251H118ZM135 250V251H134ZM141 250V251H140ZM144 250V249H143ZM159 252H158V251ZM164 250V251H163ZM259 250H258V252L257 253H259ZM49 251H50V254L52 253V256L49 254ZM76 251H79V252H76ZM88 251V252H87ZM129 253H128V252ZM172 251V252H171ZM178 252V253H174V252ZM74 252V257H72L73 255H72V253ZM113 252V253H112ZM132 252V253H131ZM187 254H186V253ZM42 253V254H41ZM84 253V254H85ZM110 253V254H109ZM146 253V255H144ZM169 253H173V254H169ZM183 253H185V254H183ZM56 254V255H55ZM83 254V253H82ZM83 254V255H84ZM99 256H98V255ZM102 254V255H101ZM107 254V255H106ZM142 254V255H141ZM166 254V255H165ZM176 255V257H175V255ZM177 254H178V256H177ZM181 254V255H180ZM54 255V256H53ZM58 255H59V257H58ZM61 255V256H60ZM82 255V256H83ZM171 255H173V256H171ZM186 255V256H185ZM102 256V257H101ZM111 256V257H110ZM143 258H142V257ZM144 256H147V258L146 257H144ZM170 256V257H169ZM179 256H181L180 257V259H179ZM55 257H57V258H55ZM165 257H168V258H166V260H168V261H166L165 260ZM171 257H172V260H171ZM263 257V258H262ZM48 258H46V260L48 259ZM74 258V259H73ZM175 260H174V259ZM60 259H62V260H60ZM107 260V261H106ZM147 260H149V261H147ZM178 260H180L179 262H178ZM181 260H183V261H181ZM64 261V262H63ZM105 261V262H104ZM156 261H157V263H156ZM73 262H75V261H73ZM124 262V263H123ZM126 262V263H125ZM152 262V263H153ZM184 262V263H183ZM218 262V263H217ZM163 263H160V264H163ZM73 264H78V263H73ZM80 264H82V263H80ZM206 264V263H205Z\"/></svg>",
	"mask_w": 264,
	"mask_h": 264
},
{
	"label": "built area",
	"instance_id": "3",
	"mask_svg": "<svg viewBox=\"0 0 264 264\" xmlns=\"http://www.w3.org/2000/svg\"><path fill=\"white\" fill-rule=\"evenodd\" d=\"M43 31L36 11L24 0H0V53L11 35L24 34L32 40H40Z\"/></svg>",
	"mask_w": 264,
	"mask_h": 264
}]
</instances>
